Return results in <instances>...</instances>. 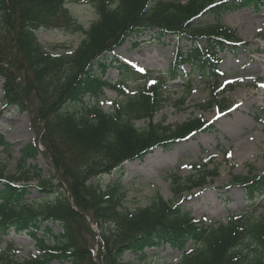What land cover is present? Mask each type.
<instances>
[{
    "label": "trees",
    "instance_id": "obj_1",
    "mask_svg": "<svg viewBox=\"0 0 264 264\" xmlns=\"http://www.w3.org/2000/svg\"><path fill=\"white\" fill-rule=\"evenodd\" d=\"M79 1L0 0L2 102L4 108H23L35 100L34 119L40 125L37 141L19 150L13 175L7 174L3 162L12 145L0 135V264H140L122 256L131 252L144 260L149 249L165 245L181 251L172 264H264V202L255 201L244 213L215 226L198 221L180 203L204 191L219 176L218 166L206 163L184 179L171 175L173 201L157 195L136 209L124 205L119 182L105 189L97 182L125 161L142 160L156 148L169 150L211 130L212 124L201 117L176 125L165 124V117L156 121L171 101L165 93L168 82L182 77L187 91L173 104L181 109L189 96L191 75L196 73L194 80H209L212 75L210 98L197 107L223 110L225 102L216 92L219 55L233 52L242 42L221 16L247 6L259 9L264 0H86L96 12L87 28L67 8ZM208 17L213 21H206ZM50 27L84 38L71 52L56 54L38 39V30ZM146 32L159 41L174 39V58L167 71L155 75L124 66L119 70L123 79L115 85L104 79L112 63H106L105 55ZM135 75L141 84L133 89L127 77ZM106 89L117 92L111 112L100 103ZM140 120L144 124L137 126ZM37 142L50 160L54 179L29 162L40 152ZM235 186L251 202L264 191V174L253 173L250 166L246 175H230L223 187ZM31 188L44 194L35 203L27 198ZM49 197L52 200L47 201ZM88 216L100 229L98 236L93 233L98 238L95 256L88 241L78 239L85 226L90 228ZM48 223L58 224L61 232L55 235L51 227L41 228ZM21 232L29 235L37 251L23 260L12 252V243L2 248L4 238Z\"/></svg>",
    "mask_w": 264,
    "mask_h": 264
},
{
    "label": "rangeland",
    "instance_id": "obj_2",
    "mask_svg": "<svg viewBox=\"0 0 264 264\" xmlns=\"http://www.w3.org/2000/svg\"><path fill=\"white\" fill-rule=\"evenodd\" d=\"M67 8L84 28L96 19L95 9L86 0L69 3ZM205 20L211 22L213 17ZM221 20L235 29L240 42L245 43L244 46L240 45L236 48V53L225 52L220 56L222 60L218 66L217 79L220 87L216 92L220 94L218 100L225 102L222 106L223 110L220 111L215 106L207 110L197 107L206 104L210 98L212 75H209V80L198 77H194V80L192 77L195 76L194 73L189 78L192 79V83L185 105L181 109L173 105L187 91L180 81L182 77L177 76L169 80L165 90L166 95L171 99L168 103L171 104L166 103L155 117L156 121L165 117V124L171 125L201 117L211 122L214 129L177 143L170 150H154L142 161H128L111 175L102 176L97 182L104 189L109 184L119 182L124 193L123 203L129 209L145 207L157 195L166 201H173L171 175L181 179L187 178L206 163L211 168L218 166L219 176L205 186L204 192L180 202L197 220L203 219L207 225H215L218 221L224 222L229 215L245 211L246 203L254 204L256 201L255 204H263L264 202V191L256 195L251 202H247L245 193L238 186L223 188L229 182L230 175H246L250 166L253 167V173L264 174V87H261L264 85V8L254 10L248 7L227 12L221 16ZM37 34L40 43L48 51L56 54L71 52L84 38L81 33H72L55 27L40 28ZM173 44V38H161L159 41L150 32L132 37L113 54L105 55L108 59L106 63H110V60L112 63L108 66L104 77L116 84L119 79H123L119 70L124 66L162 75L174 58ZM189 70V66H184V71ZM137 78L140 76L127 77L128 85L133 89L141 84ZM226 85L231 87L222 92L220 89ZM2 97L3 88L0 79V134L12 145L11 149L4 153L3 162L7 174L13 175L20 159L19 150L37 141L39 132L37 126L40 125L37 119H34V114L38 103L31 100L29 103L25 102L23 108L15 106L4 108ZM116 97L117 92L109 89L105 91V97L100 99L105 111L111 112V105ZM85 99L88 100L87 97ZM143 124L142 120L136 122L137 126ZM37 146L40 152L29 162L41 168L49 179H54L50 160L41 152L42 144L37 142ZM42 195L44 194L36 188H31L27 198L35 203L37 199L43 197ZM226 199L231 202H227ZM46 200L50 201L52 197ZM87 221L90 228L85 226L83 235L78 236V239L79 241L86 239L90 245L88 247L97 251L98 244L93 233L99 232L100 229L90 216ZM48 226L55 235L61 232L58 224L49 223ZM41 228L44 229L45 225ZM39 236H42L41 232ZM10 243L13 244L12 252L19 260L37 255L33 240L25 232L11 233L4 239L2 248ZM147 253L144 260L134 258L129 252L123 255V259L140 264H171L180 258L178 251H173L167 246L150 249Z\"/></svg>",
    "mask_w": 264,
    "mask_h": 264
},
{
    "label": "snow or ice",
    "instance_id": "obj_3",
    "mask_svg": "<svg viewBox=\"0 0 264 264\" xmlns=\"http://www.w3.org/2000/svg\"><path fill=\"white\" fill-rule=\"evenodd\" d=\"M141 71H143V70L141 69ZM261 87H264V85H261Z\"/></svg>",
    "mask_w": 264,
    "mask_h": 264
},
{
    "label": "bare ground",
    "instance_id": "obj_4",
    "mask_svg": "<svg viewBox=\"0 0 264 264\" xmlns=\"http://www.w3.org/2000/svg\"><path fill=\"white\" fill-rule=\"evenodd\" d=\"M135 163H137V162H135Z\"/></svg>",
    "mask_w": 264,
    "mask_h": 264
}]
</instances>
